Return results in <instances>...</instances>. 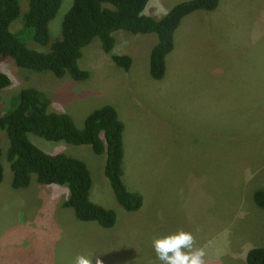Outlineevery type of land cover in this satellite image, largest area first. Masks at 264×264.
<instances>
[{"label": "rangeland", "instance_id": "374dc122", "mask_svg": "<svg viewBox=\"0 0 264 264\" xmlns=\"http://www.w3.org/2000/svg\"><path fill=\"white\" fill-rule=\"evenodd\" d=\"M181 1L150 0L143 14L160 19ZM71 3L62 0L49 21V42L28 38L27 47L50 51L62 38ZM27 5L19 0L11 31L22 28ZM112 35L109 53L98 38L82 49L78 65L90 75L81 81L22 68L3 56L0 72L10 84L0 89V114L16 106L24 88L40 91L50 111L69 114L78 127L92 110L114 106L126 124L124 182L142 193L143 205L128 212L117 203L104 160L102 169L98 161L103 156L90 145L29 134L43 151L87 165L96 187L93 202L114 210L116 222L104 228L78 220L71 207L61 206L67 186L40 184L34 173L27 187L12 188V171L2 156L0 264H73L80 254L93 255L92 264L97 257L103 264H161L153 240L179 229L193 234L205 264H246L249 249L264 247V208L253 200L256 190H264V0H219L214 10L184 17L167 74L153 80L160 83L148 78L154 35L121 29ZM120 54L130 57L127 71L111 58ZM8 141L0 131L3 153Z\"/></svg>", "mask_w": 264, "mask_h": 264}, {"label": "trees", "instance_id": "16d2710c", "mask_svg": "<svg viewBox=\"0 0 264 264\" xmlns=\"http://www.w3.org/2000/svg\"><path fill=\"white\" fill-rule=\"evenodd\" d=\"M61 1L28 0L23 26L13 32L10 24L19 15V0H0V60L9 56L19 67L50 71L56 77L68 73L72 79L81 81L88 79L90 74L79 67L78 60L82 49L94 38H98L103 51L109 53L115 42L112 33L116 30L153 33L157 40L149 52V74L160 80L166 73V57L174 48V33L184 17L197 10H214L219 0L177 2L160 19L143 14L150 0H72L61 23L62 38L51 44L50 51L44 53L27 47L28 38L41 45L49 42L48 23ZM111 58L124 70L129 69L130 57L120 54ZM9 84V77L0 72V89ZM49 103L40 91L24 88L19 92L16 106L0 114V131L4 130L9 140L5 153L0 147V182L3 156L12 171V188L27 187L33 173L40 184L67 186L68 197L62 200V207H71L80 221H96L110 228L116 222V213L93 202L96 187L92 186L87 165L63 153L43 151L28 135L73 145L87 144L94 153L103 156L98 161L102 169L104 160L103 172L117 203L128 212L139 211L143 205L142 193L129 190L123 178L125 122L119 119L116 109L110 104L101 105L87 114L82 126L78 127L69 114L50 111ZM143 162L141 158V164ZM48 196L43 194L45 200ZM253 200L264 208V190H256ZM245 262L264 264V247L249 249Z\"/></svg>", "mask_w": 264, "mask_h": 264}, {"label": "clouds", "instance_id": "9594fccd", "mask_svg": "<svg viewBox=\"0 0 264 264\" xmlns=\"http://www.w3.org/2000/svg\"><path fill=\"white\" fill-rule=\"evenodd\" d=\"M145 34H153V33H145ZM153 35L156 42L157 36L155 34ZM174 47H175V35H174ZM170 53L166 57V73L162 78V80L165 78L167 74V58L170 55ZM148 78L153 83H160L162 81L161 80L155 82L153 81L155 79L151 78V76H148ZM124 125L126 126V124ZM153 249L156 258L161 262V264H205L204 258L206 253L204 249L195 247V238L193 234L190 231H186L184 229H179L176 232H172L162 237L155 238L153 240ZM92 257L93 255L91 254L77 255L73 264H92ZM95 264H103V261L97 257Z\"/></svg>", "mask_w": 264, "mask_h": 264}]
</instances>
